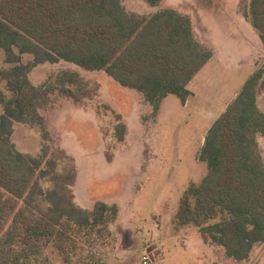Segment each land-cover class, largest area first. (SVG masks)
Returning a JSON list of instances; mask_svg holds the SVG:
<instances>
[{"label": "trees", "instance_id": "16d2710c", "mask_svg": "<svg viewBox=\"0 0 264 264\" xmlns=\"http://www.w3.org/2000/svg\"><path fill=\"white\" fill-rule=\"evenodd\" d=\"M123 1L0 0V48L9 65L0 67L5 84L0 88V264H45L49 247L63 264H93L81 256L84 246L95 234L107 237L110 219L120 212L117 203L104 200L88 211L70 202L60 186L45 192L38 176L55 173L51 146L31 155L13 142L16 123L46 126L41 110L51 106L56 93L82 101L77 71L63 70L53 82L35 85L29 78L33 67L67 61L104 71L142 93L158 116L169 95L186 100L188 84L213 56L195 37L190 15L167 8L145 17ZM249 18L264 45V0H251ZM25 54L33 60L25 63ZM263 77L259 68L207 131L200 155L207 174L201 182L190 181L172 219L175 230L199 228L207 243L218 244L236 261L248 260L264 243V112L257 102ZM121 120L118 115V141L127 132ZM38 196L51 206L42 209Z\"/></svg>", "mask_w": 264, "mask_h": 264}, {"label": "rangeland", "instance_id": "374dc122", "mask_svg": "<svg viewBox=\"0 0 264 264\" xmlns=\"http://www.w3.org/2000/svg\"><path fill=\"white\" fill-rule=\"evenodd\" d=\"M123 3L145 17L167 8L191 16L195 37L214 57L194 78L187 102L169 95L154 116L153 105L140 92L120 85L104 71L67 61L47 63L32 68L30 81L51 83L62 70L78 71L82 101L76 104L56 93L51 106L41 110L46 126L18 123L13 142L31 155H40L46 144L51 146L55 173L38 176L45 192L60 186L67 190L70 202L88 211L97 200L118 204L119 216L110 219L107 237L95 234L84 246L81 256L90 257L93 264H143L146 252L151 256L148 264H264V251L253 260L235 263L222 256L216 243V255L211 254L199 228H184L183 236L172 225L190 181L201 182L207 174V164L200 159L207 131L250 78L251 67L264 68V45L249 18L251 0H162L159 6L145 0ZM5 58L0 48V67L9 66ZM32 60V55L23 56L25 63ZM0 88L5 89V84L0 83ZM259 93L264 112V80ZM118 115L127 125L124 141L115 137ZM260 145L264 157V137ZM48 168L46 164L44 170ZM37 202L44 210L51 206L43 196ZM154 217L158 224L162 219L160 230L152 225ZM198 241L204 247L193 245ZM161 246H166V256L159 257ZM45 255V264H63L53 247Z\"/></svg>", "mask_w": 264, "mask_h": 264}, {"label": "crops", "instance_id": "0c3cea01", "mask_svg": "<svg viewBox=\"0 0 264 264\" xmlns=\"http://www.w3.org/2000/svg\"><path fill=\"white\" fill-rule=\"evenodd\" d=\"M192 25L194 26V24H193V20H192ZM193 30H194V27H193ZM26 55V54H25ZM213 57L214 56H212V58L210 59V61L204 66V68L203 69H205L210 63H211V61H212V59H213ZM257 57V56H256ZM255 57V58H256ZM254 58V59H255ZM253 59V60H254ZM59 63H60V61L59 62H56V63H48V64H50V65H52V66H54V65H59ZM40 65H47V63H44V64H40ZM39 66V65H38ZM254 67H251V71L249 72V77H251L256 71H254V69H253ZM202 69V70H203ZM201 70V71H202ZM63 71V70H62ZM71 71H74V70H71ZM200 71V72H201ZM78 72V71H77ZM199 72V73H200ZM78 73H80V72H78ZM198 73V74H199ZM197 74V75H198ZM31 75V74H30ZM29 75V76H30ZM196 75V76H197ZM195 76V77H196ZM31 77V76H30ZM29 77V78H30ZM194 77V78H195ZM32 79V78H31ZM114 80V79H113ZM263 80H264V77H263V79L261 80V82H260V84H259V86H258V93H257V102H258V105H259V107H260V109H261V104H260V96H259V87L261 86V84L263 83ZM115 81V80H114ZM116 82V81H115ZM194 82V79L188 84V86H187V89H188V91L190 90V88H191V84ZM241 87H240V90L238 91V93L234 96V98L232 99V101L240 94V92H241V90H242V88H243V86H244V84L243 85H240ZM192 92V91H191ZM193 92H195V91H193ZM142 94V93H141ZM143 95V94H142ZM70 99V98H69ZM53 100H54V98H53ZM231 101V102H232ZM186 102H187V99H186ZM230 102V103H231ZM229 103V104H230ZM228 104V105H229ZM228 105H227V107H228ZM226 107V108H227ZM161 110V109H160ZM226 109H224L223 110V112L225 111ZM2 114V113H1ZM220 117V116H219ZM218 117V118H219ZM16 124H18V123H16ZM16 124H15V126H16ZM25 153V152H24ZM153 227H154V225L155 226H158L159 227V230L161 229V227H162V219L160 220V223L158 224V222H157V220H156V218L154 217L153 218ZM155 228V227H154ZM187 228H189V227H187ZM157 229V228H156ZM185 231V229L184 228H182L179 232H180V235H183V236H185L186 235V233L184 232ZM187 236H189V237H191V235H187ZM162 242V241H161ZM204 243H201V242H196V243H194L193 245L194 246H196V247H198V246H202ZM264 244V243H263ZM263 244H261V245H263ZM205 246H207L208 248L210 247V249H212V253L211 254H215L216 255V252H217V249H216V244L214 243V242H211V243H207V244H204ZM204 245H203V247H204ZM258 246V247H256L254 250H253V252H252V254H251V256H250V258L248 259L249 261L250 260H253L255 257H257V255H259L260 253H262L263 251H264V245L263 246ZM220 248H221V252H222V256H224L225 257V255H226V253H225V251H224V249L221 247V246H219ZM214 248V249H213ZM257 248H258V250H257ZM184 254V253H183ZM162 256H166V246H161V250H160V252H159V257H162ZM158 257V258H159ZM155 262V261H154ZM237 261L235 260V263H236ZM199 263H203V260L201 259V260H199ZM193 264H195V262L193 263Z\"/></svg>", "mask_w": 264, "mask_h": 264}, {"label": "built area", "instance_id": "2783aa9c", "mask_svg": "<svg viewBox=\"0 0 264 264\" xmlns=\"http://www.w3.org/2000/svg\"><path fill=\"white\" fill-rule=\"evenodd\" d=\"M151 261V256L149 255V253H145L143 256H142V263L143 264H148L150 263Z\"/></svg>", "mask_w": 264, "mask_h": 264}]
</instances>
